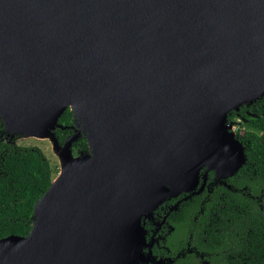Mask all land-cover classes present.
Wrapping results in <instances>:
<instances>
[{
    "label": "water",
    "instance_id": "1",
    "mask_svg": "<svg viewBox=\"0 0 264 264\" xmlns=\"http://www.w3.org/2000/svg\"><path fill=\"white\" fill-rule=\"evenodd\" d=\"M261 96L264 0H0V137L59 162L0 264H133L142 215L241 165L227 115Z\"/></svg>",
    "mask_w": 264,
    "mask_h": 264
},
{
    "label": "flooded vegetation",
    "instance_id": "2",
    "mask_svg": "<svg viewBox=\"0 0 264 264\" xmlns=\"http://www.w3.org/2000/svg\"><path fill=\"white\" fill-rule=\"evenodd\" d=\"M263 107L264 102L256 100L228 114L231 117L227 118L231 124L229 131L241 143L245 157L237 169L218 175L212 169L201 167L192 189L164 197L149 213L141 216L143 242L141 254L133 264H226L237 254V245L248 241L247 218L256 207L261 209L263 184L242 182V172L247 171L251 179L249 172L255 169L251 166L253 163L247 161L248 140L239 129L248 119L257 117L255 111ZM260 115L264 116V112ZM74 124L72 116L70 123L64 124L65 128H55L60 145L74 132ZM56 130H61L64 136L61 141ZM80 137H84L83 133L72 142L75 154L80 151L74 149L73 143ZM229 196H242L243 206H229Z\"/></svg>",
    "mask_w": 264,
    "mask_h": 264
},
{
    "label": "trees",
    "instance_id": "3",
    "mask_svg": "<svg viewBox=\"0 0 264 264\" xmlns=\"http://www.w3.org/2000/svg\"><path fill=\"white\" fill-rule=\"evenodd\" d=\"M256 100L264 102V96ZM261 111L264 112V107ZM261 111L256 110L257 117H251L239 129L248 140L247 161L253 163L251 166L255 169L249 172L251 179L248 178L247 171L242 172L241 179L249 184L262 182L261 209L256 207L249 217L251 219L247 218L245 230L248 241L237 245V254L230 257L226 264H264V116L260 115ZM240 113L243 114L241 109ZM71 118L72 112L67 108L58 118V122L66 125ZM227 118L231 117L227 115ZM56 135L59 141L64 137L61 130H56ZM73 147L78 151L86 150V139L80 137L73 143ZM55 171L38 147L17 145L14 138H0V238L8 234L23 236L28 233L33 204L43 194ZM238 196L228 197L229 206H243L244 198ZM224 243L222 239L221 245Z\"/></svg>",
    "mask_w": 264,
    "mask_h": 264
},
{
    "label": "rangeland",
    "instance_id": "4",
    "mask_svg": "<svg viewBox=\"0 0 264 264\" xmlns=\"http://www.w3.org/2000/svg\"><path fill=\"white\" fill-rule=\"evenodd\" d=\"M14 142L15 144L21 145V146L38 147L43 152V154L47 157L51 166L56 169L55 173L53 174V178L56 176L59 170V162H58V158L52 152L51 144L48 141V139L37 138V137L17 136L14 138ZM73 154L75 155V152H73Z\"/></svg>",
    "mask_w": 264,
    "mask_h": 264
}]
</instances>
